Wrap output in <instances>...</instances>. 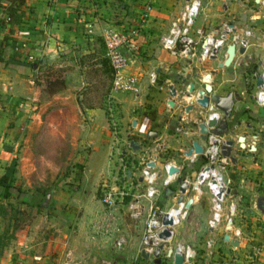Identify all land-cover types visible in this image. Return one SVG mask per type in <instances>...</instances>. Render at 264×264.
I'll use <instances>...</instances> for the list:
<instances>
[{"label": "crops", "instance_id": "1", "mask_svg": "<svg viewBox=\"0 0 264 264\" xmlns=\"http://www.w3.org/2000/svg\"><path fill=\"white\" fill-rule=\"evenodd\" d=\"M204 1L195 25L203 26L206 31L212 33H217L224 23H234L239 27L244 18L252 13L245 5L241 6L240 3L233 2L230 3L227 11L219 12V16H224L228 21H221L219 27L213 26L215 14L209 9L205 11L204 6L217 1ZM185 2L186 0H25L17 12L20 13L18 22L10 25L6 20V11L11 0H0V176L15 161V184L31 181L30 172L39 175L38 178L43 181L53 177V174L49 173L52 170L47 169L49 167L41 171V175L39 171L35 172L37 161L32 158V145L41 141L45 129L50 133L54 122L50 125L49 120L55 117L54 115L64 118L63 122H66L64 111H47L46 102H50L51 94L34 82V74L39 66L32 67V60H48V56L52 55V62L48 60L49 63H59L60 66L68 61L73 63L78 77L67 72L65 89L67 93L52 94L58 103H65L64 100L69 96L71 80L75 81L79 78L81 85L89 84L84 77L89 68L98 73V80L99 75L103 77L106 66H109L104 53L105 30L115 28L134 32L137 45L134 61L127 66L126 71L135 75L140 83L141 92L137 97L138 100L134 99L132 93L111 92V87L105 96L106 109L112 111L111 116L116 122H121V126L117 128L119 141L114 144V131L107 134L105 129L97 133V122L94 118L102 114L103 108L98 105L87 107V115L91 119L89 130H91L93 150L89 158L80 163L81 166L83 165L81 171H78L77 165H74L69 176L61 175L56 180L57 190L50 194L49 189L46 196L48 200L49 197L52 198L53 205L49 209L51 200H47L45 209H48V213L45 216L54 215L61 221V226L55 229L59 231V236L55 240L60 243L59 253L57 256L52 253L43 256L33 252L31 259L29 258L30 262L96 263L92 251H85L84 260H75V249L70 245L74 234H71L69 229L78 226V231L82 230L84 234H89L92 225L101 220L105 211L96 192L99 194L100 186L104 181L111 184V175L118 171L119 162L116 160L118 149L129 159L128 170L132 169L131 173L128 171L129 179L131 181L137 179L141 182L134 168L143 151L139 142L136 148L129 145L133 139L148 142L158 139L163 142L165 147L160 151L157 165L171 162L179 168V172L174 175L175 182H171L170 187L160 185L156 204L165 209L177 205L180 183L191 180L203 162V158L197 156L198 158L191 160L186 154L192 147L193 141L199 140L198 122L201 110L193 103L197 92L190 94L188 88L191 83L196 85L197 91L204 88V76L210 73V93L222 99L232 97L234 102L228 119L230 129L225 135L234 141L232 155L236 162L230 161L227 171L230 180L227 199L232 198L235 214L230 228L226 226L224 220L216 227H210L208 220L211 214L205 211L201 197L203 191L198 194L188 188L184 201L193 197V203L189 209H186V215L181 222L174 226V234L170 242L171 245L177 242L191 245L195 250L193 264H264V212L258 207V202L264 199V107L256 106L253 99L256 89L255 75L259 70V55L262 50L260 41L253 40V46L248 48L246 53H236L232 62V72L225 67H219V63L226 57L225 49L217 58L206 61L180 60L173 57L162 47L160 40L168 34L171 21L178 16ZM253 24L258 27L255 31L258 35L264 28L263 8L253 9ZM251 67H253V105L247 102L246 89H239V86L233 83L238 78L240 70L246 76ZM152 71L157 74L154 82L150 78ZM98 80L92 79L91 83L101 84ZM227 82L232 83L227 84ZM170 85L176 89L175 97L169 95ZM43 94L47 95L40 99ZM80 98L82 99V95ZM170 99L174 102L173 107L169 105ZM242 101L247 102L243 115L249 118L238 124L236 115ZM191 103L194 109L185 112V108ZM214 103L211 100V105L217 109ZM220 112L222 117L223 113ZM134 120L136 122L133 124ZM178 124H183L185 129L183 133L175 132ZM41 128L43 133L39 134ZM150 131L156 132V135L148 137ZM238 135L245 136L244 146L237 143ZM166 152L170 155L164 157ZM30 164L33 165L34 171L29 170ZM41 165L51 166L48 159L44 158L41 159ZM81 166L79 165L80 169ZM163 178L162 173L159 182ZM71 182L73 184H69ZM240 198L253 199L249 211L237 207L236 200ZM227 209L228 206H225L224 214ZM142 226V219L135 220L128 215L125 200L124 204L117 206L116 221L111 229V236L91 239L87 235V239L91 240L90 242L87 240L90 244L86 245L103 254L100 264L105 259H110L106 256L108 251L119 252L118 254H122L127 262L170 264V259L163 255L159 256V261L152 255L149 258L142 257L138 233L140 229L142 231ZM66 232L68 235H65ZM133 232H136L137 239L133 237ZM236 232H239V235ZM226 233L237 240V246L224 239ZM118 237H121L123 242L116 248L115 240ZM209 240H213L210 247L207 243ZM52 245L47 242V248L55 253ZM34 246L30 245L33 248ZM254 246L255 250L257 249L254 252L255 257H253ZM112 264L119 263L112 262Z\"/></svg>", "mask_w": 264, "mask_h": 264}, {"label": "built area", "instance_id": "2", "mask_svg": "<svg viewBox=\"0 0 264 264\" xmlns=\"http://www.w3.org/2000/svg\"><path fill=\"white\" fill-rule=\"evenodd\" d=\"M220 3L223 11H227L230 3L238 2L241 6L245 5L252 13L243 20L238 27L236 24L224 23L217 33L206 31L203 26H196V18L200 14L204 0H186L170 24L168 34L163 36L160 43L170 55L180 60L196 59L206 61L213 57H218L221 51L229 44L236 45V53L239 48H244L246 53L248 48L253 46V40L258 39L261 45V53L259 55V70L256 75H260L262 83L256 86L253 99L258 107H264V28L256 35L255 24H253V9H264V0H212ZM225 7V8H223ZM103 41L105 45V56L108 59L109 66L112 71L111 92L132 93L134 99L138 100L141 92V86L135 75L127 73V66L134 61L137 45L135 43V33L126 29L108 28L103 33ZM126 50V51H125ZM243 54V53H242ZM32 59V57H30ZM255 75V76H256ZM156 72H151V81L156 79ZM253 78V76H252ZM205 81V80H204ZM111 96V95H110ZM199 95H196V98ZM195 98V99H196ZM195 99H193L195 103ZM196 104V103H195ZM197 105V104H196ZM200 122L207 123L208 120L215 118L217 121L221 119V112L217 109L200 108ZM110 110V109H109ZM114 144L118 143V129L114 128ZM185 131L183 124L175 127V132L180 134ZM228 138L225 134H219L208 128L206 139L201 143L203 151L199 155L188 156L194 160L196 156L203 158L200 169L195 176L187 181L190 189L195 193L201 194L206 188L210 194L211 215L208 220L210 227H216L224 220L228 228L232 226L233 216L235 214V205L230 203L228 209L224 212L225 202L230 191V180L227 176L230 159L222 155L223 146ZM141 145L143 154L138 160L134 168L141 182L137 179L131 181L128 171L129 159L123 151L118 149L116 160L118 163V171L111 175V184L104 181L100 192L99 202L104 208V214L101 220L97 221L90 228V238L111 236V229L116 221L117 206L124 204L126 200L128 215L135 220L142 219L143 226L140 234V251H147L152 255L163 241L159 238V234L164 230L170 231V237L166 241V246L160 252L170 259L173 263V254L179 253L183 256L182 264H193L195 258L194 248L184 242H177L171 245V239L174 234V226L178 225L186 215V209L183 203L169 208H161L156 204L157 197L160 193V185H169L174 180V175L169 174V169L173 164L164 162L157 165L160 159V151L164 146L163 142L158 139L153 141H134ZM132 142V141H131ZM129 143V142H128ZM130 145V143H129ZM155 162V166H149ZM164 178L159 182L161 174ZM127 198V199H126ZM177 214L171 216L173 211ZM143 211L145 214L143 215ZM167 214L173 221L172 226H163L162 217ZM239 235V232H236ZM123 239L118 237L115 240V247L118 248ZM208 247L213 244V240H209ZM172 248V256L169 257L167 250ZM79 264V263H76ZM102 264H112L110 259H105ZM126 264H138L129 262Z\"/></svg>", "mask_w": 264, "mask_h": 264}, {"label": "rangeland", "instance_id": "3", "mask_svg": "<svg viewBox=\"0 0 264 264\" xmlns=\"http://www.w3.org/2000/svg\"><path fill=\"white\" fill-rule=\"evenodd\" d=\"M204 9L205 11L209 9L213 14H215L213 17V26L219 27L221 25V21H228L224 16H219V12L223 9L218 2L205 5ZM244 20H246V18H244ZM42 67L43 69H46L47 65H43ZM50 69L51 73L54 75L58 73V70H64L71 72V75L73 74L77 76L76 71H74L75 69L73 63L69 61L62 66H60L59 63L54 62L50 66ZM242 72L243 71L240 70L238 73V78L235 79V82L233 83L237 84L239 89H246L247 92H245V96L247 98V102L253 105V67L249 68L248 74H246V76ZM111 76V70L108 65L106 66V70L103 72V77L99 75V80L97 79L98 73L89 68L88 73H85L84 76L89 84L81 85L79 78H77L78 80L76 79L75 81L71 80V85L68 89L69 96L67 100H64L65 103H58V100H55L52 94L49 96L51 99L50 102H46L48 105L46 108L47 111H64L66 122H63V120H65L64 118H59L57 115H54L55 117L49 120L50 125H53L54 122L50 133L46 132V129L43 131V133L41 128L39 132V134L43 133L41 136V141L33 143L31 152L33 153V160L37 161L35 172L39 171L41 175V171L49 167L47 169L52 170V172L49 173L53 174V177L48 176L51 178L48 181H43L40 180V177L38 178L39 175L36 173L33 175L32 172H30L31 181H23L21 183L18 182L17 184L14 182V186L12 188L13 193L6 198L0 197V264H40L39 262H30L31 260H29V258L31 259L33 252L34 254H41L43 256H48L49 253L57 256L59 253L60 243L55 242L59 236V231L55 229L61 226V221L58 220V218H56L54 215L48 217L45 216V214L48 213V209H45L47 202L51 200V203H49V209L53 205V200L51 197H49V200L48 198L46 199L47 191L50 189V194L56 191L58 187L56 180L61 175L69 176L71 171H73L74 165H77L76 169L81 171L83 165L81 166L80 163L85 162L93 150V142H91L90 139L91 130H89L91 119L87 115V107L90 105H98L103 108V111H101L102 114H99L97 115V118H94V121L97 122V133L101 131L103 132L106 129V133L109 134V132L113 131L114 128L121 126V122H116L114 117L111 116L112 111L106 109L105 96L106 93H109V89L111 87ZM92 79L100 81L101 84L98 85L97 82L92 84ZM73 82L75 83L72 84ZM229 83L232 82H227V84ZM66 88L54 95L63 94L65 92L67 93V91H65ZM46 95L47 94H43L40 99L44 98ZM80 95H82V99L80 98ZM247 102L242 101V103H240L241 106L239 108V112H237L236 115L237 120L241 122L242 120H248L249 118L248 116L243 115L245 113L243 111L245 109V103ZM99 137L101 139V136ZM202 142L203 141H201V143ZM169 155L170 153L166 152L164 157ZM198 157L202 158L201 156ZM43 158L48 159L51 166L41 165V159ZM79 165L81 166V169ZM32 166L33 165L30 164L29 170L32 169L34 171ZM77 174H79V172H77ZM51 179L53 180L51 181ZM173 181L175 182V179ZM69 184L73 183L71 182ZM18 192L20 194H18ZM96 194L99 196L97 192ZM201 197H203L205 211H209L211 214L210 194L206 188L203 189ZM231 201L232 198L226 199L225 206H228ZM236 203L238 208H243L245 211H249V207L251 204L253 205V199L240 198V200H236ZM75 227L70 228L69 226V231L71 234H74L70 245L72 246V249H75V260H84V254H86V252L92 251L96 258V263L93 264H100V259L103 258V254L101 252L97 253L95 248H92L89 245L87 246L86 244H90L89 242L91 240L90 238L87 239V235L89 237L90 235L87 233L84 234L82 230L78 231V226L77 228ZM141 232L142 231L140 229L138 233L141 234ZM65 235H68L67 232ZM133 237L137 239L136 232H133ZM47 242L53 244L52 247L55 253H53L50 248H47ZM255 243L257 242L255 241ZM30 245L35 246L33 248L30 247ZM56 245H58V247ZM256 250L254 246L253 257H255L254 252ZM118 253L119 252L117 251H108L106 252V256H108L113 263H129L122 254ZM163 259L165 258L163 257ZM53 264H58V262Z\"/></svg>", "mask_w": 264, "mask_h": 264}, {"label": "water", "instance_id": "4", "mask_svg": "<svg viewBox=\"0 0 264 264\" xmlns=\"http://www.w3.org/2000/svg\"><path fill=\"white\" fill-rule=\"evenodd\" d=\"M236 45L234 43L229 44L226 47V57L225 59L219 63V67L223 68H227L229 72H232V62L234 60V57L236 55ZM239 53H243L244 52V48H239L238 49ZM214 58V57H213ZM53 59L52 55L48 56V60L51 61ZM210 78V73H207L204 76V80H205V86L204 88H200L198 91L196 90V85L194 83H191L189 88H188V92L190 94L197 92V94L199 95V97H197L195 99V103L197 104V106H199L200 108H204V109H213L214 106L211 105V100H213L215 103L214 105L216 106L217 109H219L220 111H222L223 116L221 117V119L219 121H217L215 118H212L210 120L207 121V123L204 122H198V131H199V140H195L192 143V147L187 151V156H191V155H199L202 153L203 151V147L201 144V141H204L206 139V134L208 132V128H212V130L216 133L219 134H227L229 131V122L228 119L232 113V109H233V98H228V99H222V98H218L216 97V95L214 93H210L211 92V85H210V81L211 79L208 81L207 79ZM255 83L256 86H259L262 83V79L260 77V75H256L255 76ZM169 95L170 97H175L176 96V89L170 85L169 86ZM211 94V95H210ZM169 105L171 107L174 106V102L172 99H170L169 101ZM194 103V102H193ZM193 103H191L190 105H188L185 108V112H189L192 111L194 109ZM136 121H133V124ZM238 124H240V121H238ZM156 132L150 131L147 136L148 137H152L155 136ZM245 136L244 135H238L237 137V143H239L241 146L245 145ZM233 145H234V141L231 139H227L225 145L223 146L222 149V155L229 158L230 161L232 163L236 162L235 157L232 155V151H233ZM131 147H138L137 143L135 142H131L130 143ZM252 149H254V147L252 146ZM156 164L155 162H152L149 164V166L154 167ZM177 172H179V168L175 165L171 166L169 169V174L170 175H175ZM188 189V184L186 181H182L179 185V192L180 194L177 197V203H183V207L185 209H189L191 204L193 203V197L188 198L186 201H184V195L186 194ZM258 207L264 212V199H261L258 202ZM162 224L163 226H172L173 221L168 217L167 214H164L162 217ZM170 237V231L168 229H164L160 234H159V238L163 241L162 244L159 245V248L152 254V256L159 261V256H160V252L161 250H163L166 246V241L167 239ZM224 239L225 240H229L231 242L232 245L237 246L238 242L236 239H232L230 237L229 234H225L224 235ZM172 248H168L167 253L168 256L171 257L172 256ZM141 255L144 258H149L150 253L143 250L141 251ZM173 263L174 264H182L183 262V256L179 253L173 254Z\"/></svg>", "mask_w": 264, "mask_h": 264}, {"label": "trees", "instance_id": "5", "mask_svg": "<svg viewBox=\"0 0 264 264\" xmlns=\"http://www.w3.org/2000/svg\"><path fill=\"white\" fill-rule=\"evenodd\" d=\"M24 2L25 0H11V4L7 7V11H6V20L10 25L18 22L19 20L18 16H20V13L18 14L17 12L19 8L24 4ZM32 65H33L32 67L39 66L37 72L34 74V82L42 86L43 89H45L49 94H56L57 92L66 88L67 84H66L65 74L67 71L58 70V73L56 75L52 74L50 69L52 63H49L47 59H43V60L33 59ZM43 65H47V68L43 69L42 67ZM111 75H112V71H111ZM15 166H16V162L13 161L6 168L5 172L0 176V197L6 198L11 195L12 188L14 186ZM166 186L170 187V184L169 186L168 185Z\"/></svg>", "mask_w": 264, "mask_h": 264}, {"label": "bare ground", "instance_id": "6", "mask_svg": "<svg viewBox=\"0 0 264 264\" xmlns=\"http://www.w3.org/2000/svg\"><path fill=\"white\" fill-rule=\"evenodd\" d=\"M208 81L210 80V78L209 79H207ZM177 214V212H176V210H174L173 211V213L171 214V216L173 217V216H175Z\"/></svg>", "mask_w": 264, "mask_h": 264}, {"label": "flooded vegetation", "instance_id": "7", "mask_svg": "<svg viewBox=\"0 0 264 264\" xmlns=\"http://www.w3.org/2000/svg\"><path fill=\"white\" fill-rule=\"evenodd\" d=\"M213 109H214V107H213Z\"/></svg>", "mask_w": 264, "mask_h": 264}]
</instances>
